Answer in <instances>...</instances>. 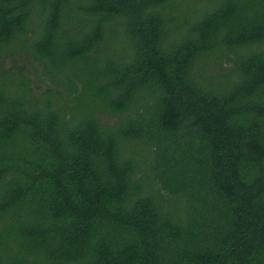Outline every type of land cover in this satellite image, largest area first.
I'll use <instances>...</instances> for the list:
<instances>
[{"label":"trees","instance_id":"16d2710c","mask_svg":"<svg viewBox=\"0 0 264 264\" xmlns=\"http://www.w3.org/2000/svg\"><path fill=\"white\" fill-rule=\"evenodd\" d=\"M0 57L65 93L0 72V264H264V0H0Z\"/></svg>","mask_w":264,"mask_h":264},{"label":"rangeland","instance_id":"374dc122","mask_svg":"<svg viewBox=\"0 0 264 264\" xmlns=\"http://www.w3.org/2000/svg\"><path fill=\"white\" fill-rule=\"evenodd\" d=\"M174 10L175 9L172 11ZM173 14L177 16L179 15L177 12H174ZM229 57L231 58L232 56L229 55ZM224 64L225 66H229L226 61ZM21 68L23 70V75L26 76L28 80L30 98L47 94L51 91L50 89H55L65 94L58 81H52L45 73L44 64L42 62L28 57H0V72L8 74V71H11L12 74L19 75V69ZM222 72V69L219 68H205L204 71H201L200 67H197L195 70L196 79L199 82H203V80L206 79L208 83L218 77ZM77 86L80 88V84H77ZM109 119L113 120V117L106 118V120Z\"/></svg>","mask_w":264,"mask_h":264}]
</instances>
